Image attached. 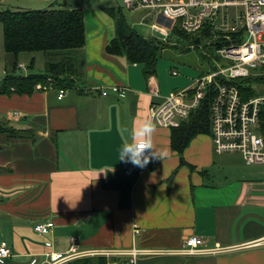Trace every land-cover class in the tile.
I'll use <instances>...</instances> for the list:
<instances>
[{
    "label": "crops",
    "instance_id": "obj_1",
    "mask_svg": "<svg viewBox=\"0 0 264 264\" xmlns=\"http://www.w3.org/2000/svg\"><path fill=\"white\" fill-rule=\"evenodd\" d=\"M40 2L46 7L52 0ZM5 3L0 0V8ZM108 8H73L90 17L79 55L85 66L77 87L66 89L62 100L57 90L0 96V118L12 114L14 126L31 128L34 136L0 135V246L12 253L4 264H41L50 253L69 251L74 238L82 251H156L180 249L192 236L203 238L208 248L238 249L195 257L144 256L138 264H264V247H248L264 239V172L222 158L230 154L215 153L210 135L197 136L183 155L173 150L172 130L153 123L151 107L190 86L189 78L175 82L159 66L147 77L143 65L107 54L116 36ZM115 85L128 88L126 98L98 91ZM144 121L154 126L159 156L136 177L125 208L121 192L106 190L103 182L133 166L121 160L120 149ZM217 166L231 176L213 185ZM48 221L55 224L50 234L35 230Z\"/></svg>",
    "mask_w": 264,
    "mask_h": 264
},
{
    "label": "built area",
    "instance_id": "obj_2",
    "mask_svg": "<svg viewBox=\"0 0 264 264\" xmlns=\"http://www.w3.org/2000/svg\"><path fill=\"white\" fill-rule=\"evenodd\" d=\"M120 6L132 13L146 11L142 17L144 23L154 19L151 30L164 40L171 38L177 29L186 34H196L210 26L217 33V38L227 41V45L216 51L222 63L217 62L212 73L199 76L190 86L171 93L163 103L153 105L152 121L162 128H179L212 93L210 136L215 153L238 154L247 166H264V94L246 100L238 84L239 80L264 75V0H121ZM161 18L164 22H160ZM173 75L177 76L178 73L173 72ZM48 83L49 86L39 84L37 90H56L52 79ZM98 91L103 96L113 93L126 98L128 88L115 85L108 89L98 88ZM57 92L59 100L66 95V89ZM150 153L151 150H148L146 155ZM151 159L144 167L133 164L123 175H141L149 169ZM54 225L53 221H48L36 226L35 230L48 235ZM261 246L264 247V239L248 247ZM237 249L221 246L208 248L203 238L192 236L176 250L143 251L133 248L82 251L74 238L69 251L50 253L41 264H67L87 257H104L108 264H138L144 256L195 257ZM11 256V250L1 245L0 264ZM31 264H37V261Z\"/></svg>",
    "mask_w": 264,
    "mask_h": 264
},
{
    "label": "trees",
    "instance_id": "obj_3",
    "mask_svg": "<svg viewBox=\"0 0 264 264\" xmlns=\"http://www.w3.org/2000/svg\"><path fill=\"white\" fill-rule=\"evenodd\" d=\"M106 13L115 21L116 36L106 47L107 54L123 56L131 64L143 65L147 77L157 74L159 53L167 46L157 38L145 39L129 23L122 7L108 8ZM0 22L4 25V47L8 55L13 56L11 67H7L5 77L0 81V96L32 95L39 84L60 89H74L81 76L80 70L85 62L79 55L86 47L87 23L83 9H44L16 10L0 12ZM198 34V33H197ZM200 36H191L180 29L175 30L176 38L192 41L199 46L202 41L212 42L209 46L218 48L227 45L226 40L217 38V33L210 26L199 32ZM43 52L46 55L44 74H18V57L21 53ZM214 52V51H213ZM264 71V68H262ZM203 75V74H202ZM242 96L248 100L258 94L252 89L254 84L264 85V75L238 81ZM211 93L193 112L192 116L179 128L172 130V148L183 155L193 139L199 135L211 133ZM0 118V135L11 139H31L33 129H17L13 124V115ZM2 147H0V150ZM185 165L184 159L181 160ZM136 177L119 175L105 178L106 190H118L122 194L121 206L128 208ZM104 257L75 259L67 264H108Z\"/></svg>",
    "mask_w": 264,
    "mask_h": 264
},
{
    "label": "rangeland",
    "instance_id": "obj_4",
    "mask_svg": "<svg viewBox=\"0 0 264 264\" xmlns=\"http://www.w3.org/2000/svg\"><path fill=\"white\" fill-rule=\"evenodd\" d=\"M6 3L0 8V12L7 11L8 9H20V10H44L54 7L55 9H73L80 8L82 6L87 7H110L118 8L121 5V0H52L51 4L43 7L41 0H5ZM16 5H22L17 8ZM42 7V8H36ZM130 25L145 39L157 38L158 41L166 44L167 46L159 53L158 66L160 68L165 67L166 73L169 77L174 79L175 82L189 78V83L192 84L202 74L212 73L216 67L217 62L221 64V59L214 48H210L212 42L202 41L197 46L192 41L176 38L172 36L169 39L164 38L158 34H154L151 30V25L154 24V19H149L144 23L143 16L147 13L146 11L140 13H132L124 10ZM89 15H86L87 27H89ZM200 36L201 34H193L191 36ZM214 51V52H213ZM34 60V61H33ZM14 59L13 56L6 54L4 47V25L0 22V79L5 76L6 67H11ZM19 64L23 66L19 68L18 74L28 75L29 73H43L46 67V55L43 52L36 53H21L18 57ZM35 64L34 68H30L31 64ZM158 67V68H159ZM175 70L180 78L173 77L170 70ZM172 72V74H173ZM191 81V82H190ZM252 89L256 94H264V85H253ZM260 94V95H262ZM222 158L232 159L236 164L241 165L243 168L254 171L261 170L264 172V166H246L242 157L238 154L223 155ZM233 161H230L233 163ZM242 169V168H241ZM214 177L210 179L213 185L221 183L220 180L231 176V172L226 168L217 166ZM152 257V256H146Z\"/></svg>",
    "mask_w": 264,
    "mask_h": 264
},
{
    "label": "clouds",
    "instance_id": "obj_5",
    "mask_svg": "<svg viewBox=\"0 0 264 264\" xmlns=\"http://www.w3.org/2000/svg\"><path fill=\"white\" fill-rule=\"evenodd\" d=\"M154 130L151 121H144L139 128L134 129L129 141L125 142L120 149L121 160L127 159L136 166L144 167L151 158L159 156L152 143ZM148 150L152 151L146 155Z\"/></svg>",
    "mask_w": 264,
    "mask_h": 264
}]
</instances>
